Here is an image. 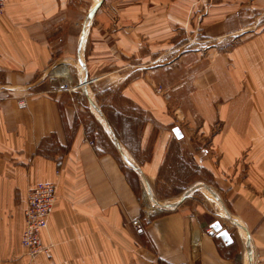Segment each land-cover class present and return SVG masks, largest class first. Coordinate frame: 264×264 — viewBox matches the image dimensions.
Segmentation results:
<instances>
[{
	"label": "crops",
	"instance_id": "obj_1",
	"mask_svg": "<svg viewBox=\"0 0 264 264\" xmlns=\"http://www.w3.org/2000/svg\"><path fill=\"white\" fill-rule=\"evenodd\" d=\"M4 1L0 14V221L12 216L8 226L12 228L16 218L19 232L29 185L48 181L55 186L54 206L41 234L48 251L31 264H264V140L257 139L264 127L257 128L256 139L248 144L244 127L234 119L241 110L228 114L233 117L232 127L225 111L224 129L211 140V147L221 152V161L207 162L220 189L204 187L210 199L198 201L194 193L202 182L197 181L182 193L155 199L150 205L146 200L156 195L153 184L165 159V144L168 137L167 146L173 140L169 132L163 130L147 161L137 162L140 171L134 184L113 153L99 149L79 123L82 104L64 101L59 89L44 87L50 67L60 61L79 68L82 75L97 68L110 74L122 67L115 66L117 54L127 63L134 55L160 52L165 27L186 21L187 8L180 7L186 0H97L87 28L80 0ZM166 6H170L168 13ZM263 7L264 0L216 2L205 10V20L210 30L217 20L213 17H219L220 31L210 30L208 35L257 27L256 14ZM165 19H169L166 24ZM249 36L247 43L232 51L236 53L232 59L237 67L242 63L245 69H264V29L243 37ZM149 74L142 72L127 80L122 93L144 112L169 122L165 102L153 91ZM251 85L254 103L258 100L264 110L259 87ZM95 109L100 112L94 108L93 113ZM108 121L109 131L126 150L122 132ZM145 127L140 131L141 145L148 137ZM179 129L181 137H186ZM228 135L229 140H224ZM248 147L247 166L239 175V157ZM133 219L139 220L140 229L132 226ZM215 220L230 234L229 244L212 232ZM16 238L11 240L16 247L10 251L0 246V264L19 254ZM25 259L20 253L17 260Z\"/></svg>",
	"mask_w": 264,
	"mask_h": 264
},
{
	"label": "rangeland",
	"instance_id": "obj_2",
	"mask_svg": "<svg viewBox=\"0 0 264 264\" xmlns=\"http://www.w3.org/2000/svg\"><path fill=\"white\" fill-rule=\"evenodd\" d=\"M94 1L97 0H80L83 5L86 28L91 21ZM218 1L220 0H190L187 5L186 0V4L180 6L182 11L188 9H186V13H183L186 21L181 25L179 22H174L165 27L166 36L162 47L158 48L160 52L148 54V57L145 53L137 54L128 58L127 63H124L120 54H117L115 66H122L117 72L109 74L110 70L97 68L91 70L90 75H82L79 68L74 70L71 66L60 61L50 67L44 80L46 83L44 87L59 89L63 93L64 101L73 100L82 104L84 111L79 113V123L80 121L83 123L82 127L85 132L89 134L99 149L113 153L122 171L134 184L138 178L137 171H140L137 162L147 161L163 130L166 129L169 132L168 136H172L173 140L167 146L170 140L168 137V142L165 144V159L163 158L162 166H159L153 184L156 195L154 198L148 197L146 202L149 204L150 201H156L155 199H167L170 198L168 195L182 193L197 181L202 182L198 185L200 186L198 191L194 193L198 201L203 202L206 198L210 199L205 197L204 191L208 186L220 189L219 183L211 175V169L207 162L211 159L215 163L221 161V152L211 147V140L214 135L224 129L225 121L222 116L225 111L228 124L232 127L233 117L228 114H232L233 109L241 110V115L234 116V119L241 127H244L243 134L248 144L256 139L257 128L264 127V110H260L258 100L254 103L253 86H250V83H253L255 87H259V102L263 104L264 69L258 67L245 69L242 63L237 67V62L232 59L236 56V53H232V51L237 45L247 43L252 37L243 36L264 29V7L256 14V17L259 18L257 27L209 36L210 30L212 33L220 31L221 22L219 17L214 16L213 18L217 20H213L214 25L208 30L205 10ZM169 9L170 6H166V13L169 12ZM168 20L165 19V24L168 23ZM154 68L159 70L152 73L151 70ZM58 71L66 72V78L56 77ZM142 72L150 73L149 81L152 83V89L156 95L163 98L165 102L163 111L169 122L161 121V118L164 119V117L154 116L150 111L144 112L123 95L124 83L135 77H140ZM82 76L83 79L86 77L84 81L81 80ZM114 76L122 77L116 80L117 77ZM60 85L62 86L60 87ZM221 107L226 110L222 111ZM94 108H100V114L96 109L93 113ZM108 112L109 116H104ZM108 119L122 132L123 139L121 141L126 150L120 146L118 139H115L109 131ZM143 125L148 128V137L141 145L140 131ZM175 126L181 127L186 132V137L174 140L176 138L171 129ZM232 130L239 129L233 127ZM232 137L236 139L235 135ZM165 138L166 135L163 139ZM257 139L264 140V132ZM224 140H229V135ZM248 151H250L249 147L244 149L239 157V175L243 174V169L247 166L245 160H248ZM33 184H30L29 187ZM150 205H154V202ZM15 209L16 206L13 207L12 215L16 214ZM11 219L12 216L7 218L4 223L3 220L0 221V246H7V250L10 251L11 247H16V241H12L11 244L12 238L16 237L19 238L21 246L19 254L7 260L6 263L31 264L36 256L48 251V246L41 240L40 253L34 257L33 255L28 256L29 260L26 256L27 248L21 241L26 229L25 221L23 228L18 232L19 225L16 218L10 224L13 229L8 228ZM20 253H24L25 261L17 260Z\"/></svg>",
	"mask_w": 264,
	"mask_h": 264
},
{
	"label": "built area",
	"instance_id": "obj_3",
	"mask_svg": "<svg viewBox=\"0 0 264 264\" xmlns=\"http://www.w3.org/2000/svg\"><path fill=\"white\" fill-rule=\"evenodd\" d=\"M5 5L4 0H0V14ZM56 77L66 78L67 73L58 71ZM62 85H60L61 87ZM24 102L20 101L22 105ZM55 201V186L51 182L39 181L31 185L28 189L27 204L24 210L25 233L21 239L22 244L27 248L26 256L40 253L41 233L47 225V218L51 213ZM135 229H140L141 224L138 219L131 221ZM28 257V259H29ZM30 260V259H29ZM21 264V263H16Z\"/></svg>",
	"mask_w": 264,
	"mask_h": 264
},
{
	"label": "water",
	"instance_id": "obj_4",
	"mask_svg": "<svg viewBox=\"0 0 264 264\" xmlns=\"http://www.w3.org/2000/svg\"><path fill=\"white\" fill-rule=\"evenodd\" d=\"M172 132L176 138H180L182 136L180 129L176 126L172 128ZM211 228L212 232H214L215 235L219 237L222 241H224L226 244H229L232 241L227 229L223 228L217 220H215L211 224Z\"/></svg>",
	"mask_w": 264,
	"mask_h": 264
}]
</instances>
